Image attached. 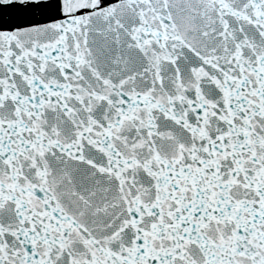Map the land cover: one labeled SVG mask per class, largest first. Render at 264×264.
<instances>
[{"label": "snow or ice", "instance_id": "snow-or-ice-1", "mask_svg": "<svg viewBox=\"0 0 264 264\" xmlns=\"http://www.w3.org/2000/svg\"><path fill=\"white\" fill-rule=\"evenodd\" d=\"M0 264H264V0H0Z\"/></svg>", "mask_w": 264, "mask_h": 264}]
</instances>
